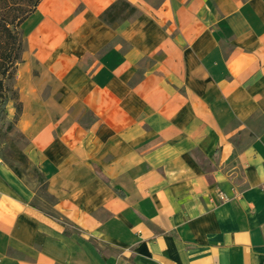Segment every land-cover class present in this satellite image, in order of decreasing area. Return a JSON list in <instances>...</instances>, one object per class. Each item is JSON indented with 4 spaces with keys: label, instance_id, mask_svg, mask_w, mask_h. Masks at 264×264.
Here are the masks:
<instances>
[{
    "label": "crops",
    "instance_id": "crops-1",
    "mask_svg": "<svg viewBox=\"0 0 264 264\" xmlns=\"http://www.w3.org/2000/svg\"><path fill=\"white\" fill-rule=\"evenodd\" d=\"M24 32L0 264H264V0H42Z\"/></svg>",
    "mask_w": 264,
    "mask_h": 264
},
{
    "label": "rangeland",
    "instance_id": "rangeland-1",
    "mask_svg": "<svg viewBox=\"0 0 264 264\" xmlns=\"http://www.w3.org/2000/svg\"><path fill=\"white\" fill-rule=\"evenodd\" d=\"M11 3L12 0H0V97L5 94L8 98H15L14 76L17 65L20 64L26 34L24 32L25 21L19 27H14L8 23V20L16 14L15 11L7 9L6 5ZM16 3L22 4L23 0H18ZM4 23L10 30V34L3 27ZM6 107L0 114V156L9 164L15 163L13 162L15 161L14 156L19 148L24 147L26 140L21 135L10 133L14 121L6 119ZM18 163L24 166L22 162ZM28 172L31 174L33 169L30 168Z\"/></svg>",
    "mask_w": 264,
    "mask_h": 264
},
{
    "label": "trees",
    "instance_id": "trees-1",
    "mask_svg": "<svg viewBox=\"0 0 264 264\" xmlns=\"http://www.w3.org/2000/svg\"><path fill=\"white\" fill-rule=\"evenodd\" d=\"M42 0H23L22 4H17L18 0H12V3L7 6V9L10 11H15L16 14L11 17V19L8 20V23L14 27H19L21 23H23L27 17H29L32 12L35 11L37 8L38 4ZM3 27L5 28L6 32L10 34V30L7 28V25L4 23ZM1 87V84H0ZM16 97V94H15ZM8 96L5 94L0 97V114L3 113L5 109V105L8 102ZM21 114V106L19 104H16V113L14 116V121L18 119V117Z\"/></svg>",
    "mask_w": 264,
    "mask_h": 264
}]
</instances>
